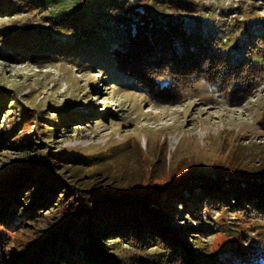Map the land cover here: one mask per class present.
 Segmentation results:
<instances>
[{
	"label": "rangeland",
	"instance_id": "rangeland-1",
	"mask_svg": "<svg viewBox=\"0 0 264 264\" xmlns=\"http://www.w3.org/2000/svg\"><path fill=\"white\" fill-rule=\"evenodd\" d=\"M27 1L30 7L18 12L0 11L5 34L32 29L13 41L0 38V175L22 167L15 160L30 162L44 153L50 173L84 192L154 188L173 170L185 173L194 165L201 173L216 161L226 174L264 179V0ZM121 4L144 10L152 21ZM123 14L129 15L127 25ZM46 16L62 21L53 26ZM140 22L147 24L139 28ZM154 22L171 26L173 34L179 25L198 31L230 62L248 60L255 66L245 69L252 95L234 101L239 82L233 74L174 80L168 84L181 85L172 97L139 86L121 67L149 56L151 43L161 38ZM37 119L42 127L34 132L30 121ZM25 130L35 133V141L23 147ZM183 218L174 224L193 227L190 242L207 249L221 233L243 246L252 242L247 238L264 237V216L230 205ZM42 226L37 221L9 230L8 242L25 246L23 240Z\"/></svg>",
	"mask_w": 264,
	"mask_h": 264
},
{
	"label": "trees",
	"instance_id": "trees-1",
	"mask_svg": "<svg viewBox=\"0 0 264 264\" xmlns=\"http://www.w3.org/2000/svg\"><path fill=\"white\" fill-rule=\"evenodd\" d=\"M29 2L0 0V11L18 12L30 7ZM119 6L129 10L131 7ZM130 12L141 13V20L148 24L153 19L135 6ZM46 17L53 26L62 21ZM122 17L127 25L129 15ZM147 23L140 22L137 26L143 28ZM154 23L153 34L161 38L151 43L149 56L132 58L128 66L121 67L139 86H148L152 94L172 97L178 94L181 85L168 84L174 80L190 79L201 73L210 74V79L233 74L239 82L235 84L238 96L234 101L241 102L252 95L254 84L245 75V69L255 66L248 60L239 58L230 62L229 56L215 49L211 39L206 40L198 31L188 32L184 25H179L173 34L171 26ZM31 30L20 27L11 36L0 29V38L13 41ZM218 66L223 68L222 72ZM25 122L27 119L19 126ZM30 122L34 132L42 127L38 119ZM31 132L20 135L23 147L35 141V133ZM43 154L39 153L30 162L15 160L22 167H9V173L0 175V264H264V237L262 241L247 238L252 242L243 246L232 234L221 233L218 242L207 249L190 242L188 230L193 227L187 229L174 224L180 217H184L181 220L200 217L217 205L224 208L230 205L234 211L246 210L264 216V179L226 174L216 161L201 173L194 165L185 173L173 170L171 177L158 187L101 194L76 189L63 175L50 173L52 169L45 161L47 155ZM60 188L64 189L62 194ZM26 198L29 201H24ZM37 221H42L44 226L23 240L25 246L16 249L10 245L9 230L31 226ZM6 253L11 255L7 260Z\"/></svg>",
	"mask_w": 264,
	"mask_h": 264
}]
</instances>
